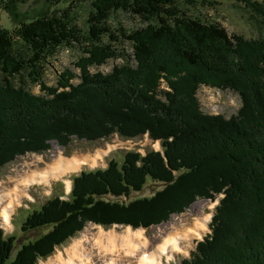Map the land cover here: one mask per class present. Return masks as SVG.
I'll return each mask as SVG.
<instances>
[{
  "label": "trees",
  "instance_id": "trees-1",
  "mask_svg": "<svg viewBox=\"0 0 264 264\" xmlns=\"http://www.w3.org/2000/svg\"><path fill=\"white\" fill-rule=\"evenodd\" d=\"M24 1L0 0V10L14 24V30L0 27V167L45 150L54 139L67 145L71 136L94 141L112 133L122 139L148 133L163 153L152 150L144 156L129 150L122 161L112 158L105 169L72 177L68 198L62 199L60 191L26 217L24 232L48 231L22 244L15 257L16 236L0 228V264H36L86 221L148 226L195 199L213 201L218 194L223 196L209 223L211 233L179 264H264V34L249 40L229 35L214 22L181 12L179 0H86L84 30L77 23L80 0H50L52 10L22 20L18 3ZM240 1L264 27V0ZM117 12L148 23L129 31L114 27L109 22ZM155 40L167 41L163 50L188 66L185 85L178 76L179 82L169 81L161 65L151 75L155 79H140L143 68L149 69L144 62L158 59L151 52ZM128 41L135 67H115L108 77L88 73L91 66L125 57L117 47ZM78 44L81 83L71 85L74 74L64 71L56 86L48 85L45 63L60 48ZM156 77L168 80L166 104L156 96ZM31 83L44 95L33 93ZM208 83L240 95L237 114L226 119L202 113L195 92ZM150 181L162 188L131 198Z\"/></svg>",
  "mask_w": 264,
  "mask_h": 264
},
{
  "label": "rangeland",
  "instance_id": "rangeland-1",
  "mask_svg": "<svg viewBox=\"0 0 264 264\" xmlns=\"http://www.w3.org/2000/svg\"><path fill=\"white\" fill-rule=\"evenodd\" d=\"M80 1L81 2L78 3V9L81 11V16L79 17L77 23H79L81 29L84 30L86 29L84 18L86 16L88 2L86 0ZM193 1L194 3L191 4L186 0H179L178 8L181 12H184L193 18H201L204 23H216L220 27L225 28L228 31L229 35L238 34L243 36V38L249 40L250 38L258 39L264 34V27L261 24V20H259L261 18L257 16L255 12L251 11V9L248 8L247 4L244 1ZM247 1H257V3H263L262 0ZM53 8L54 6H52L50 0H26L24 2L18 3V11L21 13L22 20L35 18L44 14L47 10H52ZM75 8L76 6L71 8V10H74ZM109 23L114 27L122 25L123 28L129 31L133 28H142V26H146L148 22L144 21L142 18L140 19V17H137L132 13L117 12L111 17ZM149 23L153 24L152 22ZM0 27L14 30V24L4 10H0ZM130 44L131 43L129 41L118 44L117 49L123 52V54H126L125 57L121 58L115 56L116 58L113 57L105 60L104 63L100 64V66H91L88 69V73L94 77H108L111 72L114 71L115 67H121L127 63L134 66V56ZM167 46H169L167 41H161L159 43L155 40V44H152L151 46V52L152 54H154V56H158V59L154 61L153 64H149L145 61L144 63L149 66V69L143 68V72H140L138 76L140 77V79H142L143 77L147 78V80H153L155 78H151V75H155L154 70H156V68L161 65V67H165L166 70H168L167 76H171V79H169L168 77L169 81L173 80L175 82L176 76H178L181 81H176L181 83L182 85L185 82V85V77H189V73L191 71L183 61H179V58L176 57L175 53H172L170 49L167 50L166 48V50H163L164 47ZM82 55L83 50H81L80 44L73 45L72 47L66 46L60 48L57 54L51 57L49 61L45 63L43 70V79L48 85L56 86L61 77L60 75H62L63 72L66 71L70 75L74 74V78L70 82L71 85L81 83V78L79 76V63ZM78 57L79 59H77ZM157 80L159 85L156 88V91L158 92L156 96L163 104H166L169 98L165 96V92L170 91V88L168 87V80H165L164 78L160 79L159 77ZM182 80L184 82H182ZM204 80H207L206 77H204ZM210 81L213 82L214 80L212 79ZM213 83L215 84V82ZM28 88L35 94L44 95L38 84L31 83L29 84ZM125 90L126 89H123V91ZM195 94V97H197L198 100L197 104L200 107L202 113L205 114L208 113L213 115H222L226 119H228L232 115L237 114L239 107H241L242 99L240 95H238L235 91L232 92L227 89H222V87H214V85L210 83L198 87ZM181 96L184 97L185 95L182 94ZM144 134L148 133H143L135 139L126 140L121 139V137H119L117 133H112L111 136L105 140L101 137L94 141H88L85 139L78 140L77 137L71 136L67 145H63L62 143L58 142V139H54L49 141L48 148H46L45 150H42L41 152H28L25 155L16 157L7 165L0 167L1 192L9 185H12L14 183L12 182L14 179H19L20 177L23 179L24 176H29L32 171H40L50 166L53 163L54 158L57 157L56 155H62L64 158L77 156L78 158L87 159V161L83 163L80 168L68 175L54 178L49 183H36L27 186L26 189L23 190L19 205L13 212L10 225L7 226L3 223L0 214V228L7 236H16V243L12 257H15L17 255V251L21 248L22 244L28 241H34L40 235L48 231V228H40L38 230H29L24 232L22 230V225L25 216L28 213H31L34 209H39L49 198H51L56 193H59L61 190L63 191V197L66 199V194L71 188L70 177L78 175L83 170L91 171L96 170V168L104 169L112 158H115L118 161H122L124 153L128 150L136 151L137 153L139 151L141 154L145 155L146 153L151 152V150L153 149L158 151L161 149V147H159L158 141H152L150 140V137L148 135ZM145 187L146 188L141 192L132 194L131 198L136 196L149 197L153 193H155V191H158L162 188L156 182L153 183L151 181ZM221 196H223V194H218L215 201H210V199L206 197H203L202 199H195L187 208H184L181 211H177L176 213H172L170 217L162 220L159 223H150L148 226H143V228L139 227L135 229L136 227L134 228L133 226L132 228L134 230H139L140 228L145 229L146 236L149 239H153V237H155L154 239L156 241L158 239L155 235L159 236L160 234H165V232L169 230L168 228L174 227L173 224H177L179 220V224L175 226H180L182 224V226L185 227V225L189 223V220L193 221V219L196 220L197 217L213 213V210L218 203V199ZM196 203L198 204L195 205ZM1 207H3V202L1 201L0 197V212ZM84 224L85 225L83 226L82 230L70 236L65 243L55 245L51 254L45 258H38L36 264H47L50 259L56 258L57 256L61 255V253L66 254L67 249L70 248L76 241L84 239L86 234L89 239H92V235L94 236L93 238H95L98 235L97 233L101 232L100 230L107 232L114 230L118 234H123V232H125V230L130 227L128 225H125L124 223L117 224L115 222L109 223L108 225H103L101 223L98 224L97 222L93 221H86L84 222ZM209 233H211L210 228L209 230H206L199 238L193 237L190 240L188 246L189 248H183L182 253L181 251L175 252L173 256L171 255V258L169 260L165 256L161 264H179L184 259L190 257L191 251L193 249H196L198 242L202 240L204 235H207ZM92 242L89 243L92 244ZM183 245H186V243H183Z\"/></svg>",
  "mask_w": 264,
  "mask_h": 264
},
{
  "label": "bare ground",
  "instance_id": "bare-ground-1",
  "mask_svg": "<svg viewBox=\"0 0 264 264\" xmlns=\"http://www.w3.org/2000/svg\"><path fill=\"white\" fill-rule=\"evenodd\" d=\"M56 156L50 166L40 171H32L23 179L21 177L14 179L12 185L0 192L3 202L0 214L5 225H10L13 212L19 205L23 190L27 186L49 183L54 178L74 172L87 161L77 156L70 158ZM212 217V213L197 217L196 220H189L185 227L182 224L175 226L179 224V220L177 224H173L174 227L168 228L165 234L155 235L157 242L155 237L149 239L145 234L146 230L141 228L134 230L128 227L123 234H118L114 230L108 232L100 230L101 232L97 233L95 238L92 235V239H89L86 234L84 239L76 241L67 249V255L61 253L56 258L50 259L47 264H161L165 256L169 260L175 252L182 253L183 248H189L193 237L199 238L206 230H209L208 225Z\"/></svg>",
  "mask_w": 264,
  "mask_h": 264
}]
</instances>
